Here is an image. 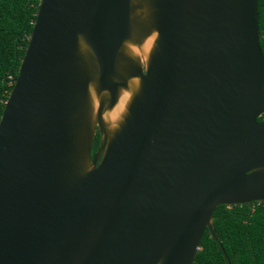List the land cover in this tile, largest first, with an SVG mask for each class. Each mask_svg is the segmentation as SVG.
<instances>
[{"label": "water", "instance_id": "1", "mask_svg": "<svg viewBox=\"0 0 264 264\" xmlns=\"http://www.w3.org/2000/svg\"><path fill=\"white\" fill-rule=\"evenodd\" d=\"M11 83L0 264H193L205 229L230 264L216 207L264 201L257 0H38Z\"/></svg>", "mask_w": 264, "mask_h": 264}, {"label": "trees", "instance_id": "2", "mask_svg": "<svg viewBox=\"0 0 264 264\" xmlns=\"http://www.w3.org/2000/svg\"><path fill=\"white\" fill-rule=\"evenodd\" d=\"M38 0H0V115L17 76L35 20ZM260 46L264 56V0H257ZM260 119V118H259ZM95 135L92 154L99 145ZM212 230L230 264H264V201L218 205L213 213ZM193 264H227L222 251L205 229Z\"/></svg>", "mask_w": 264, "mask_h": 264}, {"label": "clouds", "instance_id": "3", "mask_svg": "<svg viewBox=\"0 0 264 264\" xmlns=\"http://www.w3.org/2000/svg\"><path fill=\"white\" fill-rule=\"evenodd\" d=\"M127 96V94H125Z\"/></svg>", "mask_w": 264, "mask_h": 264}, {"label": "flooded vegetation", "instance_id": "4", "mask_svg": "<svg viewBox=\"0 0 264 264\" xmlns=\"http://www.w3.org/2000/svg\"><path fill=\"white\" fill-rule=\"evenodd\" d=\"M97 134V133H96Z\"/></svg>", "mask_w": 264, "mask_h": 264}]
</instances>
